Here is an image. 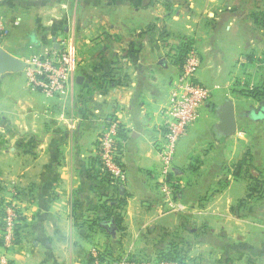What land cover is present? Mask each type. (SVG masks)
I'll return each instance as SVG.
<instances>
[{"label":"crops","instance_id":"crops-1","mask_svg":"<svg viewBox=\"0 0 264 264\" xmlns=\"http://www.w3.org/2000/svg\"><path fill=\"white\" fill-rule=\"evenodd\" d=\"M223 3L229 0H0L8 52L26 60L66 42L77 57L56 96L30 87L25 70L0 75V224L12 190L23 211L14 264H88L93 247L114 263L126 253L143 255L155 242L148 237L186 222V259L198 246L209 250L198 252L201 263L264 264V116L239 111L229 85L253 40L222 20ZM235 10L229 5V15ZM250 18L254 37L255 26L264 27ZM225 31L236 39L231 53L222 46ZM188 42L202 60L197 81L225 87L215 88L178 143L168 179L181 208L171 210L159 151L164 108L181 72L176 50ZM228 99L238 128L225 136L218 108ZM110 117L121 125L122 188L98 173V140Z\"/></svg>","mask_w":264,"mask_h":264},{"label":"built area","instance_id":"built-area-1","mask_svg":"<svg viewBox=\"0 0 264 264\" xmlns=\"http://www.w3.org/2000/svg\"><path fill=\"white\" fill-rule=\"evenodd\" d=\"M8 33V26L0 16V47L3 46ZM25 69L30 87L40 90L46 96L62 94L68 87L75 72L77 57L74 48L61 42L57 48L49 49L28 59ZM201 57L195 46L189 49L180 74L174 79L169 94V101L164 108L166 116L165 140L159 151L161 162L159 182L164 202L171 210L181 206L173 201L174 189L168 176L172 171L179 141L186 135L202 115L203 106L213 99L214 88L197 81ZM121 125L116 117L106 120L104 129L98 140L99 177L104 182L112 181L117 187H124L127 182V170L121 159ZM18 192L12 190L9 198L2 204L3 226L0 229V264H12L10 252L18 244L17 233L21 231L23 211L18 200ZM91 264H101V250L93 247L90 250ZM115 264H154L140 258L124 255ZM155 264H178L168 260H160Z\"/></svg>","mask_w":264,"mask_h":264},{"label":"rangeland","instance_id":"rangeland-1","mask_svg":"<svg viewBox=\"0 0 264 264\" xmlns=\"http://www.w3.org/2000/svg\"><path fill=\"white\" fill-rule=\"evenodd\" d=\"M235 6V11L233 12L234 15H229L228 13V7ZM222 6H224L222 15V20L224 19L230 22H233V28L235 27V30H237L238 26L240 28V31L244 33L245 38L251 41L252 43L246 44L244 46V51L241 52L239 59L234 67V70L232 71V78L230 80V86L232 89V97L236 101L239 111L245 110L246 114H251L253 111H257L261 105H264V92L261 95H248V90L251 88H254L255 86L262 85L264 87V31L258 29L256 26V35L251 36L247 34V26L249 24V27H252L253 25L248 23V16L254 19V13H251V9L263 7L264 6V0H229V3H223ZM230 16H232V20H230ZM250 18V19H251ZM250 32V30H248ZM251 37V38H250ZM246 40V39H245ZM223 48L228 51L232 52L236 45V39L233 35V33H230L228 31L223 32V36L221 39ZM243 47V44H242ZM201 68V66H200ZM198 70V75L199 71ZM225 86L220 84L218 86L219 91H221ZM203 115V112H202ZM201 115V116H202ZM255 115V114H254ZM201 119V117H200ZM175 190L173 193V201L177 203L174 200ZM168 206V205H167ZM188 223H182L179 226H175L174 231H166L168 235H158L155 237H148L147 239H155V242H151L152 244H149L148 248H146V251L143 252V255H139V253L135 254L136 256L140 257L143 260L146 261H153L156 252L158 250H170L173 251L178 250L180 254L185 253V251L188 250L190 247V243L188 240V237L185 234V229L187 228ZM163 231V230H161ZM164 232V231H163ZM209 237V236H208ZM210 239V238H207ZM198 241V238H195L194 241ZM193 241V240H192ZM195 241V242H196ZM175 242L173 245L172 243ZM153 244L155 246H153ZM193 243L191 247L194 245ZM214 242L211 241L208 246H212ZM206 252L209 251L205 248H200L198 246H195L194 252L192 253L193 259L190 260L186 259L187 264H213V257L211 259L207 260H201L203 263L200 262V259L197 258L199 255V251L202 252V255H205ZM208 253V252H207ZM199 259V260H198ZM170 261V260H168ZM175 262V261H172ZM156 262L154 261V264Z\"/></svg>","mask_w":264,"mask_h":264},{"label":"trees","instance_id":"trees-1","mask_svg":"<svg viewBox=\"0 0 264 264\" xmlns=\"http://www.w3.org/2000/svg\"><path fill=\"white\" fill-rule=\"evenodd\" d=\"M254 21L259 26V28H263L264 27V12L260 11V12L254 13ZM191 46H192L191 42H188L176 50L178 53L177 59H179L178 61L181 63V66L184 63L185 57H186L189 49L191 48ZM263 92H264V87L262 85H260V86H255L254 88L249 89L247 93L249 96L250 95L256 96V95H261ZM249 115L251 117H259V116L263 117L264 116V105H261V107L257 111H253V112H251V114L249 113ZM110 182H112V181H110ZM172 187H174V184H172ZM2 226H3V222L1 221L0 229L2 228ZM164 235H168V234L164 233ZM20 239H21V234L18 231V233H17L18 243H19ZM174 243L175 242H173L172 244L176 245ZM1 244H2V241L0 238V245ZM126 255L130 256L131 258H140L133 253H126ZM123 256L122 255L119 256V258H117L116 261H114V263H113V262L109 261V257L107 256V254L105 252L101 251V264H115V263L119 262ZM156 258H158L159 260L175 261L178 264H187L186 255L180 254L179 251L175 250V249L173 251L165 250V249L164 250H158V252L156 253ZM91 263H92V258L89 257L88 264H91ZM12 264H14V263L12 262Z\"/></svg>","mask_w":264,"mask_h":264},{"label":"water","instance_id":"water-1","mask_svg":"<svg viewBox=\"0 0 264 264\" xmlns=\"http://www.w3.org/2000/svg\"><path fill=\"white\" fill-rule=\"evenodd\" d=\"M28 62L8 52L0 47V75L7 72L24 71ZM219 110V123L217 124L220 135H230L238 128L235 103L232 100H226Z\"/></svg>","mask_w":264,"mask_h":264}]
</instances>
